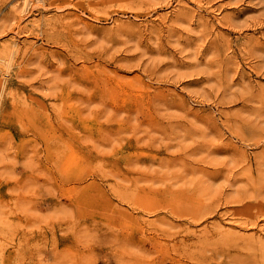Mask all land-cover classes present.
I'll use <instances>...</instances> for the list:
<instances>
[{"label": "rangeland", "instance_id": "obj_1", "mask_svg": "<svg viewBox=\"0 0 264 264\" xmlns=\"http://www.w3.org/2000/svg\"><path fill=\"white\" fill-rule=\"evenodd\" d=\"M0 264H264V0H0Z\"/></svg>", "mask_w": 264, "mask_h": 264}, {"label": "bare ground", "instance_id": "obj_2", "mask_svg": "<svg viewBox=\"0 0 264 264\" xmlns=\"http://www.w3.org/2000/svg\"><path fill=\"white\" fill-rule=\"evenodd\" d=\"M68 6V5H67Z\"/></svg>", "mask_w": 264, "mask_h": 264}]
</instances>
